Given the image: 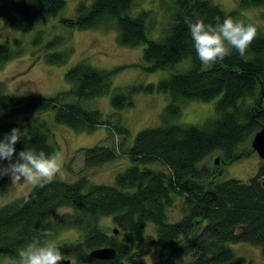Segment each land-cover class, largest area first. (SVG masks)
Returning a JSON list of instances; mask_svg holds the SVG:
<instances>
[{
  "label": "trees",
  "instance_id": "1",
  "mask_svg": "<svg viewBox=\"0 0 264 264\" xmlns=\"http://www.w3.org/2000/svg\"><path fill=\"white\" fill-rule=\"evenodd\" d=\"M163 1L160 6L166 20L156 36L149 35L155 21L151 10L133 12V0L79 2L73 16L59 19L62 25L79 30L108 25L115 31L117 44L142 46L139 59L144 72L169 70L156 84L146 86L169 96L160 124L139 129L131 144L126 143L128 130L117 114L109 121L99 110L77 101L111 91L113 109L130 106L129 92L111 88L108 70L81 59L64 72L67 89L42 97L5 93L0 81V139L13 128L27 129L31 136L30 141L22 137L14 145L16 154L25 149L46 155L55 151L50 129L39 118L53 109V120L75 132H90L103 125L121 136L113 146L97 142L78 148L75 154L81 158L82 169L114 160L117 151L128 159L109 184L93 183L84 174L72 181L56 177L45 187L31 186L27 193L0 205V256L16 258L39 230L51 231L54 238L60 229L73 228L78 238L58 246L75 263L133 264L154 247L153 264H243V258L227 245L239 242L258 246L264 261V163L246 182L215 179L209 168L199 166L215 151L224 162L246 155L251 151L247 142L264 124V30L241 13L247 7L264 8V0H235L231 10L210 0ZM63 5L64 0H0V23L29 29L54 16ZM260 16L264 18V10ZM228 17L256 26L257 37L245 56L233 50L222 62L205 66L197 57L188 25L202 20L215 26L217 18L222 23ZM39 35L33 37V44L39 43ZM61 41L62 37L53 36L45 43V62L58 65L66 61L69 46L55 50ZM20 53L19 47L14 50L0 43V66ZM180 62L185 65L171 70ZM184 100H214L213 113L200 124L175 122L179 102ZM0 163L7 166V161ZM6 191L4 176L0 198ZM172 206H178L180 214L174 221L167 218ZM58 208L69 212L53 222L47 220ZM102 217L117 226L115 234L100 225ZM100 246H112L114 257L90 259L88 250Z\"/></svg>",
  "mask_w": 264,
  "mask_h": 264
},
{
  "label": "rangeland",
  "instance_id": "2",
  "mask_svg": "<svg viewBox=\"0 0 264 264\" xmlns=\"http://www.w3.org/2000/svg\"><path fill=\"white\" fill-rule=\"evenodd\" d=\"M90 0H64L63 7L52 17L38 23L29 29H19L3 26L0 23V43L6 44L11 49H21V53L12 57L0 66V81L3 82V91L13 95H34L49 96L58 91L67 89L69 86L64 80V72L77 61L84 59L90 65L110 71L109 81L112 89L121 92H129L131 105L113 109L110 104L112 92L93 97L87 100H77L82 106L97 109L103 117L113 120L118 115L122 125L128 130L127 144H131L135 133L145 127H152L160 124V114L164 106L169 102L166 93L147 90L146 86L156 82L168 75L169 70H157L146 73L141 69L140 62L141 45L134 47L122 46L115 41V31L110 26L96 28L74 29L68 28L60 23V18L74 15L75 7L79 2L88 3ZM167 1V0H166ZM224 10H231L236 6L235 0H210ZM163 0H133L131 7L135 12L141 8H149L154 18V26L150 30V36H156L159 26L166 20L163 7L160 3ZM264 10L261 7H247L241 10L242 15L259 25L264 30V18L260 13ZM39 33L40 41L32 43V39ZM53 36L62 37V41L56 44L55 50L64 47L70 48L69 56L62 64H49L43 60L42 54L47 51L45 43ZM15 42H18L17 44ZM184 62L177 63L171 70L180 69ZM129 89H132L129 91ZM75 98H68L67 100ZM213 101L202 102L197 100H184L179 102L180 112L177 118L178 123L200 124L213 113ZM261 105L264 108V92L261 96ZM114 113V115L112 114ZM112 114V115H111ZM30 118V116H29ZM50 129V139L55 144V152H60L64 158L62 173L57 178L64 181L75 180L79 175H85L93 183H111L114 174L121 171L128 164V159L121 152L117 151V157L100 166L82 169L81 158L75 151L80 147H88L97 142L106 146H113L119 142L121 136L111 133L103 125H97L90 132H75L65 125L58 124L53 120V109L39 114ZM249 147V141L247 142ZM250 149V147H249ZM251 150V149H250ZM219 157L214 163L213 158ZM264 162L250 151L237 159L224 162L217 151L204 157L199 166H205L212 171L215 179L235 178L246 182L256 174L258 168ZM264 178V175L261 179ZM7 191L0 198V205L21 196L29 191L31 184L21 181L11 184L8 176ZM178 206H172L167 212V218L174 221L179 218ZM69 212L67 208H58L50 212L46 219L50 222L64 217ZM105 231L110 233L111 229L117 226L111 222L109 217H102L99 221ZM77 230L73 228L60 229L54 239L56 243L72 242L78 238ZM236 255L243 258V264H264L260 255L259 247L248 243H227ZM156 255V248H150L144 255L137 258L133 264H153ZM17 258V257H16ZM14 258V259H16ZM68 258L71 264H98L92 262L75 263ZM7 257L0 256V264H9ZM101 264V263H99Z\"/></svg>",
  "mask_w": 264,
  "mask_h": 264
},
{
  "label": "clouds",
  "instance_id": "3",
  "mask_svg": "<svg viewBox=\"0 0 264 264\" xmlns=\"http://www.w3.org/2000/svg\"><path fill=\"white\" fill-rule=\"evenodd\" d=\"M188 27L197 57L208 67L231 56L233 50L241 57L245 56L257 37L256 26L234 21L230 17L225 18L222 23L217 18L215 26L196 20ZM22 137L26 141L31 140L27 129L21 132L20 129L13 128L0 139V162L7 161V166L0 163V178L8 176L11 184L24 181L33 187L43 188L62 173L63 155L60 152L46 155L44 151L37 152L34 149H25L16 154L14 145ZM52 237L51 231H37L31 242L20 249L17 258L10 260L9 264H62L64 255Z\"/></svg>",
  "mask_w": 264,
  "mask_h": 264
},
{
  "label": "water",
  "instance_id": "4",
  "mask_svg": "<svg viewBox=\"0 0 264 264\" xmlns=\"http://www.w3.org/2000/svg\"><path fill=\"white\" fill-rule=\"evenodd\" d=\"M250 148L256 155L264 162V124H261L258 129L252 134L249 142ZM218 157L213 158V162H218ZM264 186V179L261 181ZM116 229L113 228L112 232L115 234ZM87 255L90 259L98 261L110 260L115 255V250L112 246H100L88 250ZM62 264H71L68 258H64Z\"/></svg>",
  "mask_w": 264,
  "mask_h": 264
}]
</instances>
